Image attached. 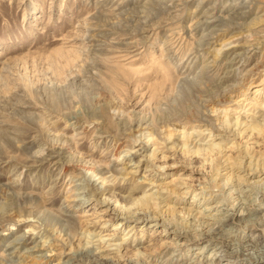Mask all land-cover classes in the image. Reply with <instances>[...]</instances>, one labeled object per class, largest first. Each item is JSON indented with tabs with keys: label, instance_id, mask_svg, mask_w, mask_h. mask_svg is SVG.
I'll return each instance as SVG.
<instances>
[{
	"label": "rangeland",
	"instance_id": "obj_1",
	"mask_svg": "<svg viewBox=\"0 0 264 264\" xmlns=\"http://www.w3.org/2000/svg\"><path fill=\"white\" fill-rule=\"evenodd\" d=\"M246 1L0 0V264H89L87 248L92 264H250L226 247L209 258L216 240L201 255L203 243L178 246L198 210L223 235L213 218L264 205V169L243 153L264 162V0ZM157 3L177 17L147 23ZM205 25L215 33L196 61L183 39L165 42ZM203 59L208 90L190 120L179 85ZM142 194L155 212L137 211L144 220L102 202ZM243 224L225 242L264 250V231Z\"/></svg>",
	"mask_w": 264,
	"mask_h": 264
},
{
	"label": "bare ground",
	"instance_id": "obj_2",
	"mask_svg": "<svg viewBox=\"0 0 264 264\" xmlns=\"http://www.w3.org/2000/svg\"><path fill=\"white\" fill-rule=\"evenodd\" d=\"M253 2H255V0H247L246 3H245L246 7L250 8L252 6ZM199 7H200V2H197V5H196L195 8L198 9ZM143 11H144L143 19H147L146 20L147 23H150V21H152V22H154L157 25L161 23V21H160L161 17H167V19H171V20H173V19H175L177 17L176 15L170 16V14L167 12L165 7L162 6L159 3H157V5H155V4L148 5V6L146 5V6H144ZM199 12L200 11H198V13ZM203 13H204V15H201V16H205V15L209 14L210 12L209 11H204ZM242 13L243 12H238V13L234 14L235 15L234 17L238 18V17H240L242 15ZM205 17H206L205 19H207V16H205ZM210 17L213 18L214 16L210 15ZM218 19L217 20H218V22L220 24H224V25H227V26L232 25L234 23V22L232 23V19H233L232 17L231 18L230 17H228V18H222L221 17V18H218ZM191 21H192V19H191ZM200 23H202V21H200L199 19L197 21H195V24H197L198 27H199V29H197L198 27H195L194 30H197L196 32L200 31V28H201ZM180 24H182V23H180ZM202 24H204V23H202ZM215 27H217V25H215ZM175 28H173V31L168 32L169 34H167L165 42H170L172 40H174V42H177L178 40L182 41V39H183V43H184L183 51L184 52L187 51L186 54H188V57L193 55L192 59L194 58L195 61L199 58V55L202 53L201 52L202 48H204V46L207 45V38L212 36V35H214V33H215V30L207 31V25H205L203 27V29L201 30V35L199 37H196L192 33V30L190 29V27H188L189 28L188 33H187L188 37L184 41L185 31L183 30V28H180V27H177L176 29ZM178 47H179L178 49H180V51H181V49H182V48H180L181 46H178ZM203 58H204V56H203ZM200 64H201V68H200L199 72H197L193 76V78H191V79H187L188 77L185 76V79H183L181 81V84L179 85V90L184 96L183 103L186 102V104L182 108H184V113H186V115L188 116V118L190 120L194 118V114L192 112L193 110H190V109H192L191 107H193V105L196 107L197 106L196 99L200 100V98L202 96H205V94H207V90H208L207 69L209 67L208 66L209 62L207 63L203 59L200 62ZM194 101H195V103H194ZM195 118L196 119H194V121H201L202 120L201 119L202 116L195 117ZM251 127L254 128L256 126H251ZM211 145H208L206 147L204 145L202 147L198 146V147H196L194 152H199L200 150L205 149V148H206V151H207V147L209 148L208 152H210V151H212ZM243 153H245L244 156H246V158L251 157L253 159H256V161L254 163L252 162L253 160L249 161V164H252V167H250L249 165L247 166V167H249V169L250 168L252 170L254 169L255 172H256L257 169L258 170H263L264 169V162H259V160H260L259 156H257L256 154H253V152L250 151V150H246V152L243 151ZM240 156L242 157V155H240ZM210 160H211L210 168L212 170H215V172H216L217 169L219 168V166L222 164V158L220 156H216V157H214V161L212 160V157L210 158ZM236 162L239 163V164H242V159L239 158V159H237ZM230 176H231V173L226 175V181H227V179ZM237 178H240V177L238 176ZM98 188H96V190ZM259 192L264 194V187H260ZM111 199L112 198L104 197L102 199V202L104 204L108 205V207H109V205L113 204L114 205L113 209H115V210L119 211L120 213L124 214L125 218L137 217L139 219L144 220L145 218L143 216H136L135 215V213L137 211H140V210H143L145 213H147V212L149 213L150 209H151V213L155 215V212L152 211L154 204H153V202L150 201L152 199H148L146 194L135 196L134 198H132L131 203L128 204V205L120 203L118 201V199H116V198H114L112 200V202L109 203V201ZM221 200H224V199L221 198L220 200H218V202L216 204H213V203L212 204H208L207 206L204 207V209L205 210H207V209L209 210L210 208H214V207L218 206V203L222 202ZM241 211H242V209L239 210L238 208L237 209L234 208L233 212H231L230 214H228L227 211H226V213H223V216L225 217L224 219L213 218L214 223L217 222L219 224V227L222 228V227L228 226V228L223 229L225 231L223 233V235H224V237H223L222 233L220 234V232H219V234H215V233L212 232L213 230H211L210 227L208 228V226L211 223H209L207 219H204V220L202 219L201 220V218H205V214H204V212L198 210L192 216L193 219L196 221L193 224V226H196V228L193 227V228H195V229H192L193 231H190L189 229L188 230H183V232L181 234H184V239L178 244V246H183L184 249H186V250L188 249L189 250L192 246H195L197 244L199 245V243H203V244L199 245L196 248L197 249L196 253L201 255L204 252V250H203L204 247H207V246L211 245L213 240H216V241H218V245H217L218 247H216L215 249L211 250L209 258H212V259L217 258L216 255L218 253H221L222 251H225L226 248H228V249H231V251L230 250L229 251L234 253V254L235 253H244V254H246L247 255L246 259L249 260L250 264H264V250H260V251L256 250V249L254 250L252 248H248V247H245V246L240 248V247H237L235 245H231L230 243L225 242L226 241L225 238L228 237V236H232L233 235L232 232L234 230H240L237 227H235L234 225L240 226V224L243 223V222H245V224H243V225H245L246 226L245 228H247V229L256 230L258 228V229H262L264 231V205H262V206L258 205L257 207H254L253 209H251L250 211H247L246 213H243ZM239 212H240V214H238ZM192 213L193 212H191L190 214H192ZM252 215H254V216H252ZM257 216H258V218H257ZM119 224L120 223H115L114 227H116ZM203 228H206V229L203 230ZM241 228H243V226ZM127 229H128V231H127L126 234L128 235V233L131 232L132 229L130 228V226H128ZM227 229H232V230L231 231H227ZM176 232H181V231H175V233ZM87 233H88L87 237H90V235H92V233L90 231L87 232ZM176 234H178V233H176ZM257 235L259 236L260 234L258 233ZM126 236H124V239H125ZM87 242L90 243V241H87ZM228 242H230V240ZM79 252H80L78 254L79 259H81L83 256H87V259H86L87 263H89V264L93 263L92 262V260H93L92 257L89 258V255H91V253H90V250L88 248L84 249L83 251H79ZM133 253H134V255H136L134 257L135 259H139V257L143 256V252H141L139 248H136L133 251ZM76 257H77V255L75 256V258ZM171 257H172V254H171ZM194 257H199V255L198 256L195 255ZM169 258H170V256H169ZM135 259H133V260L135 261ZM135 264H137V262ZM189 264H192V263H189ZM196 264H197V262H196Z\"/></svg>",
	"mask_w": 264,
	"mask_h": 264
}]
</instances>
